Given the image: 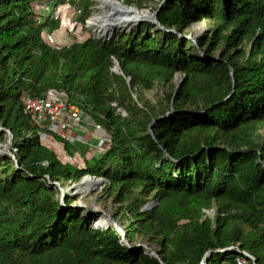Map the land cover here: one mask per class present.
Wrapping results in <instances>:
<instances>
[{
	"label": "trees",
	"instance_id": "1",
	"mask_svg": "<svg viewBox=\"0 0 264 264\" xmlns=\"http://www.w3.org/2000/svg\"><path fill=\"white\" fill-rule=\"evenodd\" d=\"M48 1L66 0H0V126L11 130L19 165L0 154V264H160L121 243L113 224L93 227L72 198L61 206L46 178L64 187L85 175L106 180L126 239L154 241L163 264H199L228 246L264 264V0H153L166 30L140 21L64 46L42 37L52 29L33 5ZM122 1L141 8L147 0ZM90 3L80 4L81 22ZM203 20L212 30L195 40L200 55L183 36ZM154 85L160 92L146 98ZM47 89L82 100L109 135L83 169L42 146L22 110V93ZM149 200L157 204L147 209ZM241 256L212 252L206 264Z\"/></svg>",
	"mask_w": 264,
	"mask_h": 264
},
{
	"label": "built area",
	"instance_id": "2",
	"mask_svg": "<svg viewBox=\"0 0 264 264\" xmlns=\"http://www.w3.org/2000/svg\"><path fill=\"white\" fill-rule=\"evenodd\" d=\"M66 2L69 1L66 0ZM43 3L41 7L44 13L42 16L37 17L39 21L57 20L60 17V12L56 8L48 11V5L45 2ZM47 3L50 4L51 1ZM75 11L79 13V9ZM41 34L47 44L57 46L53 31L44 28ZM19 101L24 114L30 118L36 127L40 144L51 150L62 164H69L83 169L86 166L85 161L89 158L88 154L84 153L82 161L76 159L71 147L85 144L89 151L101 156L110 143L109 135L100 122L90 117L84 109L82 100H70L62 91L47 89L39 94L22 93ZM112 105H115V103H112ZM117 111L122 116L125 115L122 109L117 108ZM98 117L102 118L101 115H98ZM85 126L91 128L92 141L85 138ZM68 145L70 149L66 147ZM11 149L15 151L14 148ZM43 164L46 165V162ZM120 231H117L118 235ZM249 261L243 256L235 258V264H248Z\"/></svg>",
	"mask_w": 264,
	"mask_h": 264
},
{
	"label": "rangeland",
	"instance_id": "3",
	"mask_svg": "<svg viewBox=\"0 0 264 264\" xmlns=\"http://www.w3.org/2000/svg\"><path fill=\"white\" fill-rule=\"evenodd\" d=\"M85 1H87V0H71V1H69V3H67V5H70L69 9L72 12L70 18H68L69 19V25L67 27L64 25H60V20L55 24L53 23V20H49L47 25H49L48 28H51V29L54 28V31H53L54 32V38H55V44L57 46L68 45L74 39L83 40L85 38H88L89 36H92V30L85 26V21L84 22L80 21V18H79L80 14L77 13V11L74 12V10L79 9L80 4L85 3ZM89 1H91L90 13L87 16V18L89 16H91L92 13L97 11V7H96L97 1L96 0H89ZM39 4L41 6L44 3H39ZM45 4H47L48 6L50 4L55 5L52 3L48 4L47 2H45ZM64 4H66V1L64 2ZM34 5H35V7H34ZM34 5H33V8H34L33 11L37 10L36 9L37 5L36 4H34ZM126 5H128V4H126ZM129 6H133L136 8V6L134 4H130ZM154 6H155V1L147 0L146 3H144L141 8H137V9H138V11L146 10L148 12V14H150L153 12ZM116 13H119V11L115 10V14ZM121 14L128 16L129 12L128 13L122 12ZM37 15L42 16L43 14L42 15L37 14ZM211 30H212V25L207 20H203L200 22H194L187 29V34L185 36H187V39L191 40L194 44H197L195 40L197 38H200V37H203L205 35L210 34ZM116 31H119V30H116ZM198 53L200 55H203L200 48L198 50ZM114 63H115V61H114ZM182 79H183V76L180 73H177L175 75V77L172 81L174 88L176 87V83L179 86ZM160 90H161V87L159 85H154L151 89L144 91L143 94L146 98L154 99L155 95L157 93H159ZM88 114L90 115V117L92 119H94L96 121V118H95L96 114H94V113H88ZM88 127L89 126H87V127L85 126V128H88ZM89 129L91 131V128H89ZM4 137L6 139L5 134H4ZM85 138L88 141H92V138H91L89 133H87L85 135ZM5 139H4V141H5ZM4 141L0 144H3ZM68 148H69V145H68ZM71 148L73 149L72 153H73L74 157L76 159L81 160V161L83 160L82 157L84 156V153L88 154L89 158H87V160L85 161L86 163H90L94 158L100 156V154H98L99 155L98 156V155H95L93 151H89L88 147L85 144H78V145H75ZM11 151H12V149H11ZM93 183L89 185L88 191L86 194H81L79 192H75L74 194H72L73 190H70L68 192L69 194L65 198H72L71 204H79L81 206H86L88 208V210H90L91 212L87 211L86 208H80V209L85 214L87 220H89V223H91L94 227L95 226L96 227H105L106 225H108L110 223L113 225L115 223L123 233V241L119 240V241H121V243L128 246L129 248H131V246H134L136 248L142 249L144 254H146L149 257H152L148 254L147 248H151L157 252L158 246L155 244V242L151 241L149 243L146 240H138L139 237H137L133 241L129 242L128 239H126V237H125L124 229H122V227L116 221L117 218H115V216L120 218V222H123V220H124L123 215H121V209L119 207L120 205L118 203H115L113 200V197L108 195L105 192L104 186H105L106 182H103L101 184L96 183V182H93ZM72 185H74V183L69 184L67 182L64 185V188L70 187ZM134 192H137V190H134ZM58 199H59V195H58ZM148 202H150V206H148V208H152L157 204V202L154 200H149ZM214 213H215L214 206L208 210H204L205 216H208L210 218L213 217ZM101 216H104L106 218V221L99 222V218ZM117 239H119V236H117ZM119 241H117V242H119Z\"/></svg>",
	"mask_w": 264,
	"mask_h": 264
},
{
	"label": "water",
	"instance_id": "4",
	"mask_svg": "<svg viewBox=\"0 0 264 264\" xmlns=\"http://www.w3.org/2000/svg\"><path fill=\"white\" fill-rule=\"evenodd\" d=\"M110 4H111L110 7H109L110 10L107 13L106 17L108 18V21H111L112 23H117V22L124 21V18L126 16L121 14L122 12L127 13V12H131V11H133V12H137L138 11L137 8H135L133 6L126 5L122 0H110ZM115 10L119 11V13L115 14ZM144 11L146 12V17L142 21H149V22L155 24L156 28L166 30L157 21V19H156V10L153 11L152 13H150V14H148V12L146 10H144ZM88 18L85 20V26L86 27H87ZM113 35L114 34H111L110 37L113 36ZM110 37H106V38L97 37L96 35H94L92 33V38H101L102 40H106V39H108ZM183 38H187V36H183ZM195 46H196L197 50H199L198 45L195 44ZM111 70L114 73H116V74L122 75V71H121V69H120V67H119V65H118V63L116 61H115L114 65H113V67L111 68ZM126 80L128 81L129 78L127 77ZM177 88H178V84L176 83L175 90ZM0 132H3L5 134V136H6V139H5L4 143L0 144V154L5 155L6 157L10 158L12 160L14 166L16 168H19L17 158L15 157L14 153L11 151V145H12V133H11V130L9 128H4V127L0 126ZM86 177L95 179L100 184L103 183V182H106V180L104 178H102V177H96V176L88 175V176H83L78 182L74 183V185H72L70 187H67V188H64L63 186L60 185V183H58L56 181H51L50 178L48 176H46V178L48 180V183L51 186H56L57 187V189L59 191V203H60L61 206H65L64 205V199L69 194L68 192L70 190H73L72 194L77 192V190L75 188V185L82 183L86 179ZM148 206H150V202L146 203L145 208L148 209ZM70 207H73V208H76V209H78V208H86L87 211L91 212L90 210H88V208L86 206H81L79 204H71ZM113 226L115 227V229L117 231L120 230L119 227L115 223H114ZM147 251H148V254L150 256H152L153 258L157 259L160 264H163L161 257L159 256V254L155 250H153L151 248H147ZM233 251H236V252L242 254V256L244 258H246V259L251 261V264H256V261H255V259H254V257L252 255H250L248 252H246L244 250H241L237 246H228V247H225V248H222V249H210L204 254V256L202 257V259H201L199 264H206L207 261H208V258H209V256L211 255L212 252H233Z\"/></svg>",
	"mask_w": 264,
	"mask_h": 264
},
{
	"label": "bare ground",
	"instance_id": "5",
	"mask_svg": "<svg viewBox=\"0 0 264 264\" xmlns=\"http://www.w3.org/2000/svg\"><path fill=\"white\" fill-rule=\"evenodd\" d=\"M97 1V11L91 14L88 18L87 28L92 30V33L97 37H109L111 34L115 33L116 30L126 31L139 24L146 17V12L144 10L137 12H129L128 16L124 18V21L112 23L108 21L107 13L110 10V0H96ZM128 13V12H127ZM93 182L99 183L97 180L92 178H86L82 183L75 185L77 192L81 194H86L88 187ZM94 184V183H93ZM106 221L104 216L99 218V222Z\"/></svg>",
	"mask_w": 264,
	"mask_h": 264
},
{
	"label": "crops",
	"instance_id": "6",
	"mask_svg": "<svg viewBox=\"0 0 264 264\" xmlns=\"http://www.w3.org/2000/svg\"><path fill=\"white\" fill-rule=\"evenodd\" d=\"M43 3V2H42ZM67 3H69V2H66V4H64V2H59L58 4H56V5H49L47 8H48V11L49 10H52V9H54V8H56L57 10H58V12H60L59 13V15H60V17L58 18V20H56L57 22L60 20V25H64V26H68L69 25V19L68 18H70V16H71V11H70V9H69V7H70V5H67ZM36 5H37V7H36V9L37 10H35L34 12H36L37 14H43L44 13V11L42 10V7L40 6V4L39 3H36ZM34 7H35V5H34ZM34 10V9H33ZM51 31H54V29H52ZM91 131H90V129H89V127L88 128H86V130H85V133L87 134V133H89L90 134V136H91V133H90ZM91 138H92V136H91ZM93 139V138H92Z\"/></svg>",
	"mask_w": 264,
	"mask_h": 264
}]
</instances>
